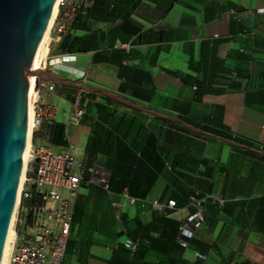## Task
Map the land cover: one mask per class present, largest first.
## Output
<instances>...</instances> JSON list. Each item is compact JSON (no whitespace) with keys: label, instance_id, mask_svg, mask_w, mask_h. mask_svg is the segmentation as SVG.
<instances>
[{"label":"crops","instance_id":"obj_1","mask_svg":"<svg viewBox=\"0 0 264 264\" xmlns=\"http://www.w3.org/2000/svg\"><path fill=\"white\" fill-rule=\"evenodd\" d=\"M85 4L49 46L76 53L74 73L47 71L138 108L81 90L86 112L74 120L80 89L43 93L66 144L85 167L102 163L110 182L82 188L64 264H264V0ZM193 200L197 227L182 217L196 212ZM183 225L187 246L177 242Z\"/></svg>","mask_w":264,"mask_h":264},{"label":"built area","instance_id":"obj_2","mask_svg":"<svg viewBox=\"0 0 264 264\" xmlns=\"http://www.w3.org/2000/svg\"><path fill=\"white\" fill-rule=\"evenodd\" d=\"M86 0H60L48 41V52L40 64L44 70L73 74L68 62L75 58L74 52L51 55L49 50L52 35L62 36L73 29V23L80 13L86 11ZM127 47V46H126ZM84 76V73H81ZM38 92L33 108V128L30 153L27 161L25 180L19 192V201L13 222V235L5 264H64L67 244L75 224V207L84 186H98L110 191V182L105 166L96 162L85 167L71 145H54L46 135V129L57 122V105L43 96L55 94L57 84L40 77L34 79ZM82 91H78L71 104L69 117L78 120L86 112L81 103ZM264 129V127H263ZM134 204L135 198L129 197ZM222 202V200H218ZM196 212L183 210L186 222L197 227L203 221L201 206L197 200ZM115 206L122 207L115 202ZM153 207L163 208L157 200ZM166 206L178 212L176 200H168ZM193 231L181 227L177 242L188 245L186 238ZM135 248L136 244H132ZM205 258V255H201Z\"/></svg>","mask_w":264,"mask_h":264},{"label":"water","instance_id":"obj_3","mask_svg":"<svg viewBox=\"0 0 264 264\" xmlns=\"http://www.w3.org/2000/svg\"><path fill=\"white\" fill-rule=\"evenodd\" d=\"M56 2L0 0V264L19 189L35 76L58 85L95 90L138 108L107 90L67 81L36 64L35 56Z\"/></svg>","mask_w":264,"mask_h":264},{"label":"bare ground","instance_id":"obj_4","mask_svg":"<svg viewBox=\"0 0 264 264\" xmlns=\"http://www.w3.org/2000/svg\"><path fill=\"white\" fill-rule=\"evenodd\" d=\"M60 0H57L56 5L54 7V10L52 12V15L50 17L49 23L47 25V28L45 30L44 36L42 37V40L39 44L36 56H35V62L36 64L40 65L43 60L45 59L47 52H48V41H49V37H50V30L53 24V21L55 19V16L57 14V7H58V3ZM35 75V74H34ZM36 78V76H35ZM37 86L35 81H33V89H32V97H31V103H30V111H29V118H28V127H27V144H26V151L24 154V159L22 162V168H21V175H20V182H19V189H18V193H17V197L15 200V208H14V213H13V217H12V221H11V225L9 227L8 233H7V238H6V243H5V249H4V253H3V258L1 261V264H5L6 261V254L9 250V246H10V242L12 239V235H13V222H14V218H15V213H16V209H17V205H18V201H19V192L22 188L23 182L25 180V172H26V167H27V161L29 158V153H30V140H31V133H32V128H33V108H34V103L35 100L37 98Z\"/></svg>","mask_w":264,"mask_h":264},{"label":"trees","instance_id":"obj_5","mask_svg":"<svg viewBox=\"0 0 264 264\" xmlns=\"http://www.w3.org/2000/svg\"><path fill=\"white\" fill-rule=\"evenodd\" d=\"M74 24V23H73ZM90 93H95L98 94L96 91H89ZM107 100L111 101L109 98L105 97ZM210 133L219 135L225 139H232L234 142H239V143H246L245 141H242L240 139L237 138H231L228 135L222 134V133H217L211 130H207ZM46 135L49 138V141L54 144V145H67L66 144V140L64 139V135H65V125L61 122H55L53 125L49 126L46 129ZM209 207H211V209H216L217 206L216 205H209Z\"/></svg>","mask_w":264,"mask_h":264}]
</instances>
